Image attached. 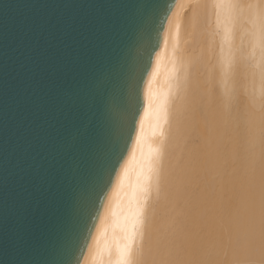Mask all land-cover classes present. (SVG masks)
Instances as JSON below:
<instances>
[{
	"label": "water",
	"instance_id": "95a60500",
	"mask_svg": "<svg viewBox=\"0 0 264 264\" xmlns=\"http://www.w3.org/2000/svg\"><path fill=\"white\" fill-rule=\"evenodd\" d=\"M174 2L0 0V264H81Z\"/></svg>",
	"mask_w": 264,
	"mask_h": 264
},
{
	"label": "bare ground",
	"instance_id": "6f19581e",
	"mask_svg": "<svg viewBox=\"0 0 264 264\" xmlns=\"http://www.w3.org/2000/svg\"><path fill=\"white\" fill-rule=\"evenodd\" d=\"M191 108L215 133L210 163L228 171L239 209L240 242L230 254L219 246L186 249L165 231L179 188L176 179L162 181L161 172L179 178L190 170L178 163L189 127L183 113ZM145 202L156 218L147 230L135 227L138 264H264V0H175L150 63L131 147L81 264H118Z\"/></svg>",
	"mask_w": 264,
	"mask_h": 264
},
{
	"label": "snow or ice",
	"instance_id": "6c2138e0",
	"mask_svg": "<svg viewBox=\"0 0 264 264\" xmlns=\"http://www.w3.org/2000/svg\"><path fill=\"white\" fill-rule=\"evenodd\" d=\"M164 11H167L166 7ZM183 119L188 122L189 127L185 133L184 157L179 161L178 167L190 165V170L187 175L179 178L174 174L161 172L162 181L176 179L179 188L176 198L171 202L165 231L172 235L177 244L186 249L207 251L209 247L219 246L222 251L230 254L233 245L239 243L240 238L236 232L239 209L234 192L229 186V173L226 169L218 171L210 163L215 133L203 113L196 108L187 109L184 110ZM133 129L134 124L128 133ZM164 151L162 145L158 149V157H161ZM119 152L118 147L113 157L117 163H108L101 171L95 184L97 196L106 192L112 171L121 158ZM151 171L150 167L149 172ZM145 180L147 183L143 191L144 200L147 201L150 176H146ZM150 218L155 222L156 210L153 208L150 212L149 203L145 202L133 220V232L128 237L132 243L129 245L126 242L123 245L119 252L118 264H138L132 259L135 227L139 225L141 229L147 230ZM83 224L87 226L86 219H83Z\"/></svg>",
	"mask_w": 264,
	"mask_h": 264
}]
</instances>
